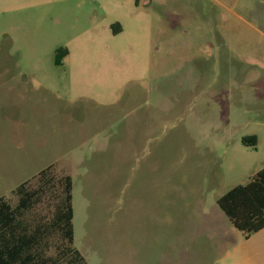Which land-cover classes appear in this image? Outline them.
<instances>
[{"label":"rangeland","instance_id":"1","mask_svg":"<svg viewBox=\"0 0 264 264\" xmlns=\"http://www.w3.org/2000/svg\"><path fill=\"white\" fill-rule=\"evenodd\" d=\"M80 1L67 21H94L72 42L80 74L50 66L59 37L24 55L0 39V197L15 203L11 191L53 164L72 178L73 245L88 264L218 262L216 233L196 228L226 219L216 199L245 184L240 137L264 151V0Z\"/></svg>","mask_w":264,"mask_h":264},{"label":"trees","instance_id":"2","mask_svg":"<svg viewBox=\"0 0 264 264\" xmlns=\"http://www.w3.org/2000/svg\"><path fill=\"white\" fill-rule=\"evenodd\" d=\"M67 52L55 49L54 63ZM240 141L254 146L256 136ZM72 184L69 174L49 164L11 191L15 203L0 197V264H88L73 245ZM215 203L244 237L264 228V167Z\"/></svg>","mask_w":264,"mask_h":264},{"label":"crops","instance_id":"3","mask_svg":"<svg viewBox=\"0 0 264 264\" xmlns=\"http://www.w3.org/2000/svg\"><path fill=\"white\" fill-rule=\"evenodd\" d=\"M137 1L144 4L149 0ZM68 2L69 0H0V39L8 45H15V52L24 55L29 53L30 49L33 50L43 43V40H46L47 37H59L60 44L50 47L47 52L52 61L49 63L50 66L62 67L65 71L62 62L66 61L68 68L72 65L74 68L76 67V71L80 74L81 69L78 67L80 58L77 63L72 58L76 51V48L72 46V42L74 40L85 41L83 40L84 30L92 29L94 21L86 19V15L83 13L78 21H67L69 18L67 15ZM100 2V0H87L88 4L86 6L78 4L75 7L80 8L83 12H98L102 9ZM52 11H57L58 14L54 16ZM108 23L110 36H113V38L125 33L126 27L121 18L114 17ZM93 39L94 37L91 36L90 40L93 41ZM160 40L162 38L158 35L148 36V42L150 43H157ZM59 47L67 48L68 52L60 60V64L57 65L54 63V51ZM77 49L80 51V47H77ZM83 53L81 54L83 55ZM69 60L72 61L71 64H69ZM257 60L256 56L252 59L254 64ZM262 70L264 71V68ZM67 71L70 70L67 69ZM16 73L33 75L35 71L28 67L20 68ZM251 135L256 136V144L254 146L243 145L245 149H242V152L245 154L241 152L244 155L242 161L245 183L254 172L264 167V159L262 158L264 151L263 153L259 151L260 146L263 144L260 145L258 135ZM216 221L205 219V222L196 228L200 232L216 233V245L222 253L218 262L209 264H264V228L250 234L248 237H244L240 231L230 224L227 218L224 219L218 215ZM196 230L194 229L193 233L196 234ZM142 264L149 263L143 262Z\"/></svg>","mask_w":264,"mask_h":264}]
</instances>
